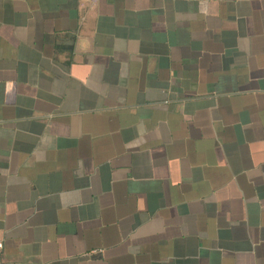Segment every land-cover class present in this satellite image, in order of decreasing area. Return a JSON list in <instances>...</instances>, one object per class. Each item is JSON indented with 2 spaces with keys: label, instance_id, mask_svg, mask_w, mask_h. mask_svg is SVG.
Returning <instances> with one entry per match:
<instances>
[{
  "label": "crops",
  "instance_id": "obj_1",
  "mask_svg": "<svg viewBox=\"0 0 264 264\" xmlns=\"http://www.w3.org/2000/svg\"><path fill=\"white\" fill-rule=\"evenodd\" d=\"M0 264H264V0H0Z\"/></svg>",
  "mask_w": 264,
  "mask_h": 264
},
{
  "label": "built area",
  "instance_id": "obj_2",
  "mask_svg": "<svg viewBox=\"0 0 264 264\" xmlns=\"http://www.w3.org/2000/svg\"><path fill=\"white\" fill-rule=\"evenodd\" d=\"M2 249V244L0 243V250Z\"/></svg>",
  "mask_w": 264,
  "mask_h": 264
}]
</instances>
